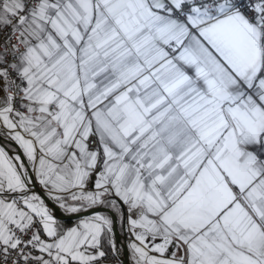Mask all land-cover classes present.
Wrapping results in <instances>:
<instances>
[{"label": "snow or ice", "instance_id": "snow-or-ice-1", "mask_svg": "<svg viewBox=\"0 0 264 264\" xmlns=\"http://www.w3.org/2000/svg\"><path fill=\"white\" fill-rule=\"evenodd\" d=\"M0 264H264V0H0Z\"/></svg>", "mask_w": 264, "mask_h": 264}]
</instances>
